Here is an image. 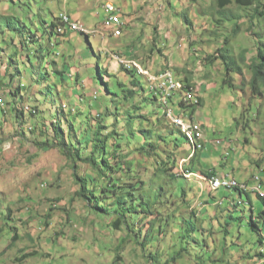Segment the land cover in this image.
Here are the masks:
<instances>
[{"label": "rangeland", "instance_id": "rangeland-1", "mask_svg": "<svg viewBox=\"0 0 264 264\" xmlns=\"http://www.w3.org/2000/svg\"><path fill=\"white\" fill-rule=\"evenodd\" d=\"M74 3L76 4L75 1ZM212 3L215 5V0H147L144 3L137 18L127 27L125 25L119 49L131 51L128 59L135 60L143 69H148L149 71L144 69L149 72L143 73L146 75L142 72L141 75L137 72L133 75L121 65L118 72L109 73L111 62L116 59L112 54L107 55L105 49L102 59L92 54L93 63L99 62L103 67L105 61L107 67L103 70L104 79L98 74L97 68H94L84 72L85 83L81 82V76L79 84L74 77L67 82L55 72V61L58 58L61 63L59 66H63V46H70L68 37L61 36L58 41L54 38L53 45L38 41L43 42V47L39 48V43L33 46L26 40L24 49L21 45L17 46L21 52L30 54L34 66L33 69L29 65V70L25 71V66L17 63V68L22 72L20 81L30 85L33 72L38 78V81L33 79L29 89L22 88V105L28 104L29 109L35 106L39 112L34 116L30 113L20 114L13 108L10 111L1 110L0 120L5 121V125L0 128V264H237L239 259L245 263L254 257L264 264V254L260 253L264 246L260 245L258 229L251 225L254 216L259 229H264V220L259 216L264 207L260 197L253 192L251 197L244 195L243 200L247 204L242 203L237 208L230 207L227 197L233 196L238 201V192L221 187L212 191V196L208 182H203L200 177L205 175L202 172L206 168L202 163L204 152L211 153L213 160L218 162L216 166L212 161L209 162L213 167L229 169L220 165L222 156L217 141L216 144L207 143L204 149L198 151L197 156L189 160L193 146L183 135L177 133V126L172 119L168 115H162L161 123L151 121L158 114L166 112L163 103L161 104L163 101L147 99L155 97L151 82L156 80V75L172 69L175 77L186 84L200 86L205 81L200 93V96H204L203 103L194 113V119L204 125V134L208 139L242 136L244 146H247L246 137H250L253 143L259 141L256 133L253 135L250 132L249 126L255 130L264 128V101L252 96L249 84L252 74L247 69L244 70V75L237 74L238 77L234 79L237 86L232 87L224 82L222 63L216 61L211 65L204 61L206 56L215 53L223 44L224 37L221 36L226 32L230 34L233 25L231 21H227L219 30L215 25L218 15L215 14L216 9L211 6ZM23 8L25 13L20 18L24 21L23 17L28 14L33 18L38 17L39 10L43 9L39 3H34L32 9L28 5ZM229 8L234 13H244L236 5H230ZM125 18L129 20L128 17ZM102 21L103 16L96 24ZM240 22L241 30L231 42L237 56L243 48H250L251 56L256 43L255 35L264 34V19L254 24L253 30L257 33L246 32L250 24L247 17H243ZM30 23L26 21L32 28V33H36V27ZM82 27L86 33H97L84 24ZM216 30L220 37L211 35ZM5 33L0 30V41L3 42L4 37L8 39L10 47H5L10 51L13 49L10 36L14 39L19 37L14 36L12 31L5 30ZM79 34L81 35L79 32L74 33L76 36ZM91 42L98 52V36H92ZM88 47L85 44L84 48ZM110 50L108 47V51ZM117 58L128 62L125 58ZM74 73H78V68ZM133 81L143 89L138 85L135 87L136 93L130 95L129 91L134 89ZM38 93L40 102L35 99ZM180 99V93L175 92L174 99L170 102V106L175 109L174 115L186 113L179 106ZM63 103H67L70 109L75 108V114L77 111L82 112L75 119L78 121V137L82 142L93 135V130L85 133L84 126L89 127L86 123L94 121L90 118H98L97 112H101L106 115L107 130L115 129L121 134L115 135L120 142L119 147L115 148L121 154L129 153L127 159H136L134 174L138 175V179L123 178L119 183L126 188L141 182L144 187V190L138 189L135 196L129 199L130 205L139 208L138 215L142 217L140 225L136 227V231L141 227L137 235L133 232L134 228L129 230L126 226L118 229L112 227L110 216L87 209L78 196L79 186L73 163L60 150L61 147L64 148L63 145L71 142L77 146V138L67 135L66 120L67 116L71 119L72 114L69 110L63 111ZM63 106L67 107L66 104ZM58 110L63 111L58 114L65 120L61 122L67 137L64 138L63 145H43L46 138L43 135L47 134L46 128L51 126L50 122L58 119ZM258 113L259 116H256ZM129 115H132L137 128L141 125L143 128L153 126L157 129L155 134L166 138V141H158V138L154 148L152 144L157 136L151 135L148 138L150 142L145 143V147L151 152L152 157L149 156V159L146 157V150L142 148L144 134L137 132L136 135H131L128 129L124 131ZM242 125L248 132L242 129ZM31 126L34 131H31ZM91 128L94 129L93 126ZM107 130L103 131L104 135ZM176 135L180 142L179 148L173 142L175 139H171ZM140 138L142 142L138 140ZM255 146H249L251 153L256 152ZM80 148L88 156L92 145ZM169 156L175 158L177 163L173 170L178 173L176 179L169 177L168 173L158 175L157 160L169 161ZM236 159L239 160V156ZM137 160H142V164L139 165ZM77 166V175L95 177L96 173L88 163L79 161ZM103 184L105 183H98L99 186ZM162 185L164 189L161 190L159 188ZM183 190L186 191V197H183ZM184 199L188 201L187 205L186 202L183 203ZM114 200L115 197L112 196L104 200V203L110 204ZM215 205L219 206L216 214L213 213ZM194 208L198 211L196 217L190 211ZM250 264H256V261L253 260Z\"/></svg>", "mask_w": 264, "mask_h": 264}, {"label": "trees", "instance_id": "trees-1", "mask_svg": "<svg viewBox=\"0 0 264 264\" xmlns=\"http://www.w3.org/2000/svg\"><path fill=\"white\" fill-rule=\"evenodd\" d=\"M230 5H236L237 7L241 8V10H243L244 13H241V14L234 13L233 10L229 8ZM211 6L212 7L215 6L214 7L216 9L215 14L218 15V19H216L215 25L219 28V30L222 29L223 27L222 25L226 23L227 21H231L233 25H232V30L230 34H228L227 32L224 35L222 34L223 36L221 37H224L223 44H221L217 48L215 53H213L212 55L206 56L204 58V61H207L208 64H211V65H213L216 61H219L220 63H222L223 70L225 73L224 82L232 87L237 86L235 80H236V77L238 76L236 75L237 74L244 75V72H245L244 70L247 69V71H249L252 74L249 84L251 86V92H252L253 98L263 97L264 96V34L260 35L259 33L256 32V30H253V28H254V24L257 21H262L264 19V0H215V5L214 3H212ZM243 17H247V19L250 21V24L248 25L246 32L254 31L257 33L254 38L256 40V43L254 44V51L251 56H249L250 48H243L240 51L239 55L237 56L235 54L233 43L231 42L234 39V37L237 34H239L241 30L240 20ZM0 21H3L5 23L4 28L0 29L2 32H5V30L9 32L18 31L22 35H24L23 37L24 40L21 39V42H20V45L22 48H23L22 44H24V48L27 45V43L26 45L24 43L25 40L31 42V44L35 43L36 37H37V31L34 30L36 33H32L33 30L32 28H30V26L26 24V21L14 15H2L0 17ZM30 25H34V22H31ZM214 34L218 36L217 30L211 35H214ZM218 37H220V35ZM12 39L13 38H11V40ZM39 45H38V48L42 47ZM33 46H36V45L34 44ZM17 55L19 57L18 49L15 50L12 56L15 57ZM28 55L30 56V54ZM37 55H38V52H37ZM26 63H30V62L27 61ZM57 66L58 65L55 61V72H57V74L61 75L62 73L66 72V70H63V69L56 71ZM31 68L34 69V67H31ZM123 68L129 73H132L134 75V73L131 70L125 68L124 66ZM130 69H135V68L131 67ZM19 72L21 71L19 70ZM34 74H35V80L38 81V78H36V73ZM98 74L100 75L102 79H104V75H103L104 73L102 69L98 70ZM62 80L64 81V78H62ZM133 82H134L133 84L134 89H131L129 91L130 95H134L136 93L135 87H138V85L140 86L139 83L135 81ZM140 87L143 89L142 86ZM187 87L192 88V87H195V85L186 84L185 88ZM10 91H11L10 93L16 97L20 91V87L17 88V91L15 90L14 91L10 90ZM108 91H109V88H108ZM181 94L182 93H180V95ZM95 97L97 98V96ZM147 99H154L158 101L157 97H152V98H147ZM173 99L174 97H170L166 103L161 102V104L163 103V107L165 108V110L171 107L170 102H172ZM203 99L204 98L199 97L198 102L196 103L186 104L185 102H180L179 104L182 107L187 108L190 111V117L194 118V113L197 111V108L202 105ZM13 109L16 110L20 114H24V107L22 105V100L21 101L18 100V103L15 104ZM59 111L60 110H58L56 114L58 119L56 118L57 120L55 121L52 120V122H50L51 126H48L46 128L47 134L43 135L44 137H46L43 140V143H44L43 145L47 144L48 146L50 143L52 146H56L59 144L63 145V142H64L63 140L64 138L67 137L65 136L66 132L63 129V126H62L63 124L61 122L62 120L63 121L65 120L61 119V116L58 114ZM107 111L108 113H110L108 107H107ZM60 112H63V111H60ZM70 113L72 114L71 119H70V116L68 117L66 115L67 116L66 123L68 124L67 135H70L71 137L74 136L77 138V146H76V143L71 142L69 144L67 143L66 145H63L64 148L61 147L60 150L64 151V154L66 155V157L73 163L74 175H75L77 184L79 186V189L77 191L78 196L82 198V200L84 201L83 204L87 206V209L89 210L91 209L94 212H99V214H102L104 216H110L112 218V221H111L112 227L118 229V228H122L123 226H126L129 230L134 228L133 232L137 235V233L140 232L141 227L138 231H136V227L140 225V220L142 219V217L138 215L139 208L135 205H130L129 199L135 196V192H137L138 189L140 188L143 189L144 187L142 186L141 182L138 184H134V185L132 184V186L130 187L126 186V188H123L124 186L120 185L119 183L120 179H123V178H134L135 180L138 179V175L134 174V165H136L135 163L136 159L135 158L127 159V157L129 156V153L121 154V152L118 151L117 148H115V147H119L120 145V142L116 140L117 137L115 135L120 134V133H118V131L115 129L107 130L106 123H105L106 115L104 113L97 112L98 116L96 117L98 118H95V117L90 118L88 116V118L94 121H90L89 124L87 122L86 124L89 127L85 128L84 126V131L86 133L89 130H93V135H92V138L87 139L83 142L78 137V132L76 130V126L78 127V121H75L76 117H78V115H81L82 112L77 111L76 112L77 114H75L70 111ZM166 113L167 112L163 111L162 114L157 115V118L155 120H151V121L153 123H157V122L161 123L162 115L165 116ZM31 114L33 115L34 113H31ZM116 115H118V113ZM116 117L118 118V116ZM141 117H144V116H141ZM72 119H74L73 120L74 122H72ZM93 122H95V124H93ZM3 123L4 122L2 121V123L0 124L2 125ZM134 124H135V121H133L132 115H129L127 123L123 127L124 131L128 129L131 135H136L137 132L144 134L145 140L143 141L142 138L138 140L140 141L142 140L144 142V144H142L143 145L142 148L146 150L145 154H146V157L148 158L149 156H151V152H149L148 148L145 147L146 146L145 143L150 142L148 138L149 137L151 138V135L157 136L156 140L154 141V144H152L153 148L157 145L158 141H161L163 139H165L166 141V138H164L165 136L163 135L155 134V131L157 129H155V127L153 126H150V127L148 126L149 128H143V126L141 125V127L137 128ZM149 125H152V124L149 123ZM92 126L94 129L91 128ZM2 128L3 127H1V129ZM32 129L33 127L31 126V131H34ZM105 130H107L106 135L103 134V131ZM177 130H178L177 133H180L187 139L186 135L180 130V128L177 127ZM175 132L176 131H174V133ZM48 134L49 136L47 137ZM158 138L160 140L157 141ZM173 138L175 139V141H173L174 144L176 145L177 148H179V143H180L179 138L177 137V135L174 137H171L172 140ZM89 144L92 145V150L88 156H85L83 154V150H81L80 147L86 148ZM125 144H126V141H125ZM126 145L129 146L128 144ZM197 153L198 152L196 151L194 155L191 157V159L195 157V155L197 156ZM169 159H170L169 161H165V162L159 159L157 160L159 164V166L157 165V167H159L158 175L160 176L161 174V176H163L168 173L169 177L176 179L178 173L173 171L174 168L177 167L176 160L175 158H172V156H169ZM79 161L86 162L89 165H91V167L96 173L95 177L94 176L86 177V176L77 175L76 167H78L77 163H79ZM137 162L139 165L142 164V160H137ZM202 172H204L206 176H210L212 174L211 171L210 172L202 171ZM112 173L115 175L117 174V176H113ZM99 182H103L105 184H103L102 186H99L98 185ZM159 189L161 190L164 189V186L162 185ZM182 192H183V197L184 196L186 197V191L183 190ZM156 193H159V191H157ZM145 194H146L145 196L148 197V194L147 193ZM202 195H203V192H202ZM112 196L115 197V200L110 204H105L104 200ZM207 202L210 203L209 201ZM183 203L187 205L188 201L184 199ZM189 206L190 205H188V207ZM194 209H191L190 211H193L194 212L192 213L194 214L193 217H196L198 211ZM262 215L263 214L261 213L260 216ZM263 219H264V216H263Z\"/></svg>", "mask_w": 264, "mask_h": 264}, {"label": "crops", "instance_id": "crops-1", "mask_svg": "<svg viewBox=\"0 0 264 264\" xmlns=\"http://www.w3.org/2000/svg\"><path fill=\"white\" fill-rule=\"evenodd\" d=\"M76 2V4L74 3ZM115 4L120 8V15L122 17V20L125 22V25L131 24V21L135 20L138 15V11L142 9V6H144L145 2L147 0H113ZM34 3H39L41 4L43 9L39 10V16L33 18L30 14H28L26 17H23L26 21L28 22H34V27H36L37 31V37L35 43L32 45H37L39 43V46L43 47V42L45 41L47 44H54L53 39H60L61 36H56L53 27L56 24V17L61 13V12H67L74 20H78L84 24H86L89 28H95L99 27V24L101 25L103 23V28L106 29V33H109L105 38H103L99 34H94L90 36L82 35L85 37V42L81 35L79 34L78 36L74 35L75 32H68L65 37H68L70 46H63V53L62 56H64V64L63 66H59L61 63L58 61V58L56 60L57 63V70H66L65 73H62V78H64L65 81L70 82L72 81L73 77L76 79V82L79 84V77L81 76V82L85 83V75L84 72L87 70H93L94 68H97V70L106 68V64L104 61L103 67H101L100 63H93V57L98 56L101 59L103 58L102 52H105V49L107 50V55H111L112 57L120 54H122L123 57H130V52L131 51H122L119 49L121 46V37L124 35L125 31V25L123 28V34L121 36H114L112 35L113 29H117L114 25H112L110 28V31L107 32V24H105V14L103 11V4L104 0H0V17L2 15H14L20 18L22 13L24 12L25 6H29L30 9H32V6H34ZM19 14V15H18ZM103 16V21L102 23L96 24V22ZM125 17H128L129 20ZM22 19V18H21ZM23 20V19H22ZM97 20V21H96ZM123 22V24H124ZM0 27L1 29L4 28L5 23L3 21H0ZM122 24V26H123ZM106 26V27H105ZM121 26V27H122ZM100 32L105 35L102 29L99 28ZM72 31V30H70ZM111 32V33H110ZM15 33V35L13 34ZM3 34H6L3 32ZM12 34L14 36L19 37V39H12L13 42V49L8 50L6 49L5 45L7 47H10V43H8V39L5 37L3 38V42L0 41V92L3 93L4 96V104L0 105V119L2 116V112L5 111H10L11 108H14L15 104L18 103V100H22V94H23V87H27L28 89L32 86L33 79L35 80V74L34 72L32 73V76L30 77V85L24 84L23 82L20 81L19 76H22V72H19V69L17 67L18 64H22L25 66V71L29 70V65L32 66V61H31V56L27 54V52H21L17 46L20 47V42L21 39L24 40V35H22L18 31H12ZM92 36H98V39L100 41V46H99V51L96 52L94 46L92 45L91 42V37ZM57 37V38H56ZM10 38H12L10 36ZM43 41V42H38V41ZM66 40V39H64ZM4 43V44H3ZM7 43V44H6ZM85 44H88V48L85 49ZM3 46V47H2ZM24 48V44H22ZM114 46L115 49H112ZM108 47L111 48L110 51H108ZM16 48L18 49L19 52V57L18 55L13 57V53L15 52ZM68 48H72L69 49ZM88 50V51H87ZM3 53V55H2ZM117 53V54H116ZM23 54V55H21ZM29 61L30 63H26ZM18 63V64H17ZM34 67V66H32ZM78 68V73L75 75L74 70ZM112 68V69H111ZM120 68V65L118 64L117 61H112L110 65V72L109 73H115L118 72ZM21 74V75H20ZM94 75L91 76V81L93 82ZM19 79V80H18ZM69 79V80H68ZM205 81H202V84L200 86V93L203 90ZM209 84V83H208ZM207 84V85H208ZM22 85V87H21ZM77 85V84H76ZM29 86V87H28ZM20 87L19 95L16 97L13 96L10 92V90H15L17 91V88ZM77 89V87H75ZM78 90V89H77ZM42 93V89H40ZM39 94H36V100L39 101ZM201 98H204V96L201 94ZM83 101V97H81ZM262 102L264 101V96L259 97ZM23 101V100H22ZM3 110V111H1ZM256 116H259V113L256 114ZM0 123L1 120H0ZM5 121L1 125L0 128H4ZM204 127V125H203ZM242 129L247 131V128L242 125ZM254 128L252 126H249L250 132L254 135L258 136V142L253 143L252 139L250 137L245 138V143H247V146H244L241 142V137L242 136H236L234 138L233 136H225L224 138H217L216 137L212 139H208L205 136L206 144L214 142L219 145V151H221L222 160L220 165L222 167L227 166L229 169L227 170H220L216 169V162L213 160V156L211 153L207 152H202L203 153V158L204 161H202L203 165L206 167L202 169V171H211L212 174L210 176H216V177H231L235 178L238 181L241 182H250L253 183L254 181V176L259 175L260 176V181L262 184V187L264 188V128H258L257 130H253ZM35 136V135H34ZM251 144L256 145V152L251 153L249 151V146ZM214 149H216V146H214ZM237 156H239V160H237ZM212 161V164L209 162ZM218 163V162H217ZM214 171V172H213ZM204 182V181H203ZM207 182V181H206ZM237 191V190H236ZM238 192V201H236L235 198H229L227 197L226 201L229 203V206H233L237 208L240 206L242 203L247 204V201L243 200L244 195H247L248 197L252 196V193H242ZM210 194L213 196L212 191H210ZM258 195V194H257ZM203 196V195H202ZM259 196V195H258ZM260 199L262 200L264 204V199L259 196ZM224 201V200H223ZM222 202V201H221ZM217 204V202L215 203ZM230 206V207H231ZM214 214H216L219 210V206L215 205L214 207ZM264 211V207L260 214ZM208 212V211H207ZM253 213V212H252ZM206 214V213H205ZM259 214V216H260ZM263 219V215L260 216ZM257 220V219H256ZM253 219L251 220V225L253 228L258 229L257 221ZM264 235V229L259 233V236L261 237ZM260 241V240H259ZM243 258V257H241ZM253 260L256 261V264H261L262 260H257V258H253L251 260H247L245 263H242L240 259L238 260L237 264H250L253 263Z\"/></svg>", "mask_w": 264, "mask_h": 264}, {"label": "clouds", "instance_id": "clouds-1", "mask_svg": "<svg viewBox=\"0 0 264 264\" xmlns=\"http://www.w3.org/2000/svg\"><path fill=\"white\" fill-rule=\"evenodd\" d=\"M105 1L106 0H104V3H105ZM114 2V1H113ZM115 3V2H114ZM116 5V4H115ZM117 6V5H116ZM103 7H104V4H103ZM118 7V6H117ZM119 8V7H118ZM103 11H104V9H103ZM119 11H120V8H119ZM61 14H67L68 16H69V18L71 19V20H74L73 18H72V16H70L67 12H61L56 18V24H55V26L52 28L53 29V31H54V33H55V35L56 36H65L68 32H79V33H81V34H83V35H88V36H90V35H94V34H99V35H101L103 38H105L109 33H106V29L105 28H103V23L99 26V27H95V28H89L86 24H84V23H82V24H84L88 29H90V30H94V29H96V28H101L102 30L101 31H103L104 33H106L105 35H103L102 33H86V32H80V31H70L68 28H67V26H65L66 28H65V31L64 32H59L58 31V28L59 27H61V26H64V23L62 22V20H61V17H60V15ZM104 14H105V12H104ZM74 21H78V20H74ZM80 22V21H79ZM124 22V21H123ZM124 25H125V22H124V24H123V26H122V34H123V28H124ZM111 33V32H110ZM112 34V33H111ZM113 35V34H112ZM121 36V35H120ZM122 57V58H125L126 60H128V61H130L131 59H128V58H126V57H123V56H121V55H116V56H114V58L116 59V61H117V58L116 57ZM131 61H135V60H131ZM118 62V61H117ZM135 62H137V61H135ZM138 63V62H137ZM118 64L119 65H121V66H124L125 68H127L125 65H123V64H120L119 62H118ZM139 64V63H138ZM141 65V64H140ZM142 66V65H141ZM128 69V68H127ZM144 69H146V68H144ZM129 70H131L133 73H135V72H137V70H134V69H129ZM146 70H148V69H146ZM168 70H171L172 72H173V70L172 69H168ZM149 71V70H148ZM166 71V70H165ZM138 74H140L141 75V73H139V72H137ZM174 73V72H173ZM143 74V73H142ZM143 75H146V74H143ZM175 76V75H174ZM176 78V77H175ZM177 79V78H176ZM178 81H180L182 84H184V87L186 86V82H183V80H179V79H177ZM201 84V83H200ZM201 86V85H200ZM200 86H195V87H192V88H184L186 91L187 90H191V89H193L194 91H195V93L197 94V99L199 98V97H201L200 96ZM21 87H22V85H21ZM151 92V91H150ZM153 93V92H152ZM178 93H182L181 94V99L178 101L179 103L180 102H185L184 101V95H183V91H178ZM3 94V93H2ZM153 96H155V97H157L158 98V100H160L159 99V97L158 96H156L154 93H153ZM3 98H4V96H3ZM64 104H66L67 105V107L65 108L63 105ZM63 111L64 112H66V110H69V111H71V112H75L76 111V109L75 108H71L70 109V107H69V105L67 104V103H63ZM29 107V105L28 104H26V105H23V107H24V114H27V113H34L33 115L35 116V115H37V113L39 112L38 111V108H36L35 106L33 107V108H31V110H29V111H27L26 110V107ZM179 106H180V108H184V107H182L180 104H179ZM172 110H173V112H174V114H175V109H174V107H170ZM185 109V110H184ZM182 111H186V115L188 116V118L189 119H192V120H194V121H196L194 118H191L190 117V114H189V110L187 109V108H184ZM34 110V111H33ZM167 113H166V115H168V109H166L165 110ZM73 112V113H74ZM179 112V111H178ZM181 112H179L177 115H179ZM184 113V112H183ZM32 115V114H31ZM196 122H199L200 124H201V127H202V132H203V134H204V129H203V124L200 122V121H196ZM178 127V126H177ZM179 128V127H178ZM180 130H181V128H180ZM182 131V130H181ZM183 132V131H182ZM184 133V132H183ZM185 134V133H184ZM186 135V134H185ZM186 137H187V135H186ZM187 140H188V142L190 143V144H192V146H193V151L191 152V157L194 155V153L197 151H199V150H201V149H204L205 148V146H206V140H205V134H204V137H203V139H202V144H203V147L202 148H200V149H197V148H195L194 147V145H193V143L189 140V138L187 137ZM191 159V158H190ZM189 161V160H188ZM184 172V174H187V172H185V171H183ZM189 172V171H188ZM181 173V172H180ZM202 174V173H201ZM200 177H201V179H202V181H207L208 182V185H209V191H214V190H219L220 188H217V189H214L213 188V186H212V184H211V179L214 177V178H220V177H216V176H206V174L205 175H200ZM257 177H258V179H257ZM221 178H231V177H221ZM232 179H235V178H232ZM235 180H237V179H235ZM238 181V180H237ZM239 183H242V184H245L246 186H247V188L246 189H243V188H241V187H232V188H228L229 190H237V191H239V192H242V193H253V192H255V193H257V194H259V196H261L262 198H264V195H262V193H264V191H263V187H262V184H261V181H260V176L259 175H256V176H254V181H253V183H250V182H241V181H238ZM256 187H258V189L256 190L255 188ZM225 188H227V187H225ZM262 214H263V216H264V211L262 212ZM254 220H255V218H254ZM264 220V219H263ZM257 229V228H256ZM263 229H259V227H258V232L260 233L261 231H262ZM260 245H262V246H264V235H262L261 237H260ZM260 253L262 254H264V247L262 248V250L260 251Z\"/></svg>", "mask_w": 264, "mask_h": 264}, {"label": "built area", "instance_id": "built-area-1", "mask_svg": "<svg viewBox=\"0 0 264 264\" xmlns=\"http://www.w3.org/2000/svg\"><path fill=\"white\" fill-rule=\"evenodd\" d=\"M103 9L105 12L104 21L118 22V16H121L120 11L112 0H106ZM61 20L64 23V26L59 27V30H62V28H66L65 26H67V28H69L70 30V27H76V22H79V21L71 20L69 17L61 18ZM117 61L119 63L134 64L133 62L119 61L118 58ZM151 84L153 86L154 94L157 95L161 101H164V103H166L170 97H174V93L178 91H183L184 101L186 104L192 103L191 97L189 95V91L188 90L186 91L184 88H181L179 81L175 78L173 72H168V78L159 79L158 82H151ZM0 101L4 102V98L1 92H0ZM168 111H171V119L173 122L184 124L188 128H194V120L189 119L187 115H186V121H178L176 120V115H174L173 110L169 108ZM212 180H213L214 189L217 186H233L232 181L229 180L228 178L213 177Z\"/></svg>", "mask_w": 264, "mask_h": 264}, {"label": "bare ground", "instance_id": "bare-ground-1", "mask_svg": "<svg viewBox=\"0 0 264 264\" xmlns=\"http://www.w3.org/2000/svg\"><path fill=\"white\" fill-rule=\"evenodd\" d=\"M60 17L61 18H66V17H69V16L67 14H61ZM105 24H107V27L105 26L107 28V30H108L107 32H109L110 29H111L110 27L112 25H114L117 29L111 30L112 31V34L113 35H117V36L122 35V27L121 26L123 24V20H122V17L121 16H118V22L105 21ZM70 30L84 32V28L82 27V23L81 22H76V27H70ZM95 30L97 31V33H101L100 30H99V28H96ZM58 31L59 32H64L65 31V28H62V30H59V28H58ZM122 62H124V61L122 60ZM132 62L134 64L126 65V66L129 67V68H131V66L133 65L134 67H132V68H135L137 70V72H139V73L142 72V73L149 74V72L148 71H145L141 67V65H139L137 62H135V61H132ZM168 72H172V71L168 70V71L164 72L163 74L156 75L155 76L156 77V80H154V82H158L159 79H166V78H168ZM179 84H180L181 88H185L184 87V84H182L180 81H179ZM188 91H189V95L191 97L192 103L198 102V99L196 97L195 91L193 89L188 90ZM3 104H4V102L3 101H0V105H3ZM26 109H29V108L26 107ZM29 110H31V108ZM168 116L171 118V111H168ZM176 120H178V121H186V114L182 112L179 115H176ZM173 123L176 126H178L179 128H181V130L187 135V137L189 138V140L193 143V145H194L195 148H197V149L199 148L200 149V148L203 147L201 138L203 139L204 134L202 132V127H201V124L199 122L194 121V128H188L184 124H181V123H176V122H173ZM228 179L232 181V185L233 186H217V187H215V189L220 188V187H227V188H232L233 187L234 188L235 186L241 187L243 189H246L247 188V186L245 184L239 183L235 179H232V178H228ZM257 179H258V177H257ZM211 184L213 186V180L212 179H211ZM213 188H214V186H213ZM255 189L257 190L258 187H256ZM262 195H264V193H262Z\"/></svg>", "mask_w": 264, "mask_h": 264}]
</instances>
